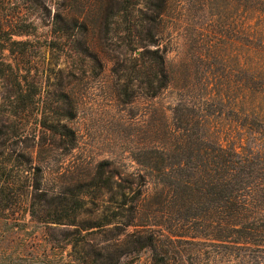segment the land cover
Instances as JSON below:
<instances>
[{
    "label": "rangeland",
    "instance_id": "374dc122",
    "mask_svg": "<svg viewBox=\"0 0 264 264\" xmlns=\"http://www.w3.org/2000/svg\"><path fill=\"white\" fill-rule=\"evenodd\" d=\"M118 2L0 0V19L19 32L6 54L26 95L16 101L13 78H0V264H264V246L218 239L216 209L206 218L199 195L188 208L181 183L201 115L198 129L264 153V128L239 127L256 102L233 106L254 66L252 3L162 0L149 48L164 51L171 81L148 96L144 0H132L131 17ZM147 150L159 170L144 161ZM103 161L104 178L120 183L112 191L93 186Z\"/></svg>",
    "mask_w": 264,
    "mask_h": 264
},
{
    "label": "trees",
    "instance_id": "16d2710c",
    "mask_svg": "<svg viewBox=\"0 0 264 264\" xmlns=\"http://www.w3.org/2000/svg\"><path fill=\"white\" fill-rule=\"evenodd\" d=\"M249 1L252 3L251 13L260 20L252 34L255 44L254 66L251 67V81L244 88L247 94L240 92L243 94L242 99L235 104L233 102V106L241 111V104L246 102L244 99L246 96L251 101H255L256 105L250 106L247 115L239 122V127L243 130L242 135H247L248 129L253 127L264 128V109L263 104L261 105V100L264 98V0ZM131 3L132 0H119L118 10L128 13L127 15L131 17L133 14ZM162 9V0L159 3L144 0V6L137 8L142 15L139 22L140 43L143 46L142 52L139 53L140 63L142 75L146 77L142 89L143 93L148 96H156L171 81L164 51L160 47L149 48V45H158L155 33L156 15ZM12 26L11 21L0 19V78L12 77L17 87L16 101L25 103L26 95L23 94L22 89L25 76L19 67L12 64L6 54V51L12 53V44L19 43L12 38L14 34H19V32H14ZM127 86L128 83H125L124 87L119 89V94L125 102L131 101V93ZM189 120L192 121V116ZM189 120L185 118L187 124ZM205 121L207 122L201 115L192 123L194 127L197 126V129L190 130L191 138L187 148L186 167L182 170L184 178L181 183H183L185 198L189 202L188 208H196L193 206L196 204L194 195H199L202 202H197L199 203L197 207L203 209V215L206 218L212 208L217 211L218 239L245 242L256 247L264 246V201L258 204L256 198L258 192L262 193L261 197H264V153L254 151L242 142L223 144L216 134L218 131L198 129V126L203 125ZM65 131L64 134L73 137L72 131L68 128ZM157 150H160L159 153L163 156L164 149ZM153 152L155 150H147L146 153L150 155L145 156L144 161L153 169L159 170L158 156L153 155ZM107 164V161L100 162L93 177L95 180L93 186L98 190L104 188L112 191L114 184L120 186V183L113 180L111 176L104 178ZM125 189L131 191V186H125ZM141 195V191L135 192L136 201ZM121 196L125 197L126 192H121ZM60 220L61 218L53 219L54 222Z\"/></svg>",
    "mask_w": 264,
    "mask_h": 264
}]
</instances>
